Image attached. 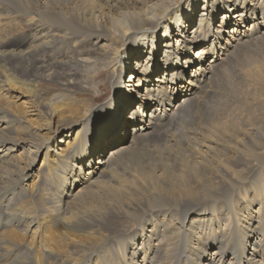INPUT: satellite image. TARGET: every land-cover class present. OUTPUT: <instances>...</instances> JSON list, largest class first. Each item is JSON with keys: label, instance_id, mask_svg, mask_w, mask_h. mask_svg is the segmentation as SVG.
Instances as JSON below:
<instances>
[{"label": "bare ground", "instance_id": "bare-ground-1", "mask_svg": "<svg viewBox=\"0 0 264 264\" xmlns=\"http://www.w3.org/2000/svg\"><path fill=\"white\" fill-rule=\"evenodd\" d=\"M261 44L264 0H0V264H264Z\"/></svg>", "mask_w": 264, "mask_h": 264}, {"label": "rangeland", "instance_id": "rangeland-1", "mask_svg": "<svg viewBox=\"0 0 264 264\" xmlns=\"http://www.w3.org/2000/svg\"><path fill=\"white\" fill-rule=\"evenodd\" d=\"M204 12H203V9L201 8L199 11H198V13L196 14V17H195V20H196V22H198V20L200 19V15L201 14H203ZM206 15H207V13H205ZM225 14V11H221V13L220 14H218V19H216L215 20V22H214V28L215 27H217V26H220V23H221V19H222V17H223V15ZM220 16V17H219ZM251 21V20H250ZM250 24V22L248 21V22H246L244 25L245 26H248ZM226 36V38H227V35H225ZM169 41V39H167L166 41H165V43L164 42H161V44H160V49H161V46L162 45H164L165 47H166V43ZM185 41V40H184ZM151 49V48H150ZM159 48H158V50H160ZM164 51H166V49L164 50V47H162V49L159 51V53H158V55H157V52L155 53V56L157 55V58H159V57H162V55H164ZM193 51H195V50H193ZM261 52H264V44H261V45H259V50L258 51H256V52H249L248 54H247V56H250V57H255L258 53H261ZM150 54H151V52H150ZM190 56L193 58L194 56H195V54L194 53H192V54H190ZM242 56H243V54L240 56V60H242L243 58H242ZM213 58V55H209L208 57H207V59H206V61H205V63L207 62V61H210L211 59ZM242 58V59H241ZM245 59H248L247 57L245 58ZM208 63V62H207ZM172 64L174 65V62L172 61ZM126 67V66H125ZM128 67V66H127ZM168 69H170V68H166V70H168ZM187 71H188V76H190L191 74H192V70L191 69H186ZM155 74V73H154ZM186 75H187V72H186ZM154 75H152V77H153ZM135 83V82H134ZM12 94H15L16 92L13 90L12 92H11ZM109 93V92H108ZM128 93V94H127ZM127 93H125V92H123V90L122 89H120V91L118 92V100L116 101V110H115V112L113 113V115H115V114H117V112H119V113H121L120 111H118L117 110V108H118V102L119 101H121V102H123L124 101V99H125V101L127 102V103H131V101H130V99L133 97L132 95V93L131 92H127ZM21 94H23V93H21ZM129 95V96H128ZM106 96H109V94H107V95H105L104 97H102V98H100L99 99V101L98 102H100V101H102V100H105V99H107L104 103H106L107 101L109 102V101H111L109 98H107ZM106 97V98H105ZM105 98V99H104ZM181 98H179V100H180ZM206 104H208V99H206ZM25 107H27L28 108V105L26 104L25 105ZM135 110V111H134ZM137 111V105H133L132 107H131V109L128 111V114H126L124 117H123V115H122V113H121V115H120V122H121V127H122V129L120 128V126L118 127V129L120 128L121 130H120V132L119 133H123L124 132V127H126L127 128V131H126V134L124 135L125 137V139L126 140H130V138H131V134H133V127L129 124V122H131V120H132V116H131V114L133 113V112H136ZM112 115V116H113ZM112 116H111V118H110V120L112 119ZM99 116L97 115V117L96 118H94V117H92V122H91V125H90V139H91V141L93 142V139H96V140H101L102 142H103V138L102 137H99L100 135H102V133L105 131V129H106V127L108 126V124H109V120L107 119V118H104L103 116H101V117H99ZM121 117H123V118H121ZM128 118V119H127ZM118 117L114 120V121H112V125H113V128L117 125V123H118ZM131 119V120H130ZM124 120V121H123ZM185 120V119H184ZM183 120V121H184ZM183 121H181V123L183 122ZM108 122V123H107ZM180 123V124H181ZM42 124H44V123H42ZM120 124V123H119ZM118 124V125H119ZM35 129H34V131L36 130V127H34ZM119 133L115 136V138L114 139H112V144L114 145V147H118V145L119 144H121L122 143V141H119V139L121 138L120 136H119ZM109 141H106V144L108 145L109 143H108ZM67 143V141H65L64 139H63V142H60V139H56V140H54L51 144H52V147H53V149H54V151L52 152V155H51V157H50V161L52 162L55 158H57L56 157V155L57 154H59L61 151H64L63 149H65V144ZM71 143V142H70ZM50 144V145H51ZM151 145H154V144H151ZM99 145H96L95 147H94V153H98L99 152V150H97V147H98ZM149 146V145H148ZM148 146H145V147H142V148H139V150L137 151V154H135V155H133V156H131V158H129V162H128V166H130L134 161H135V157L137 156V157H141L142 155H145L146 154V151H148L149 150V147ZM32 152H33V150H32ZM44 153V154H43ZM45 153H46V150L45 149H43L42 150V152L39 154V156H38V160H36L35 161V163H34V169L39 173V170L40 169H45L46 168V164H44L43 166L45 167H42V164H43V162L44 163H46L45 161H44V156H45ZM107 153H109V152H106L105 153V156L107 157L108 156V154ZM54 158V159H53ZM105 159V158H104ZM96 161H98V159L96 160ZM85 172H87V170H85ZM39 176V175H38ZM5 177H9V176H5ZM36 180V179H35ZM71 183H73L72 181L70 182V186H72V187H74L77 183H75V184H71ZM85 187H87V185H85V186H83V188H85ZM89 191V189H85V192H88ZM257 207V206H256ZM257 209H255V211H256Z\"/></svg>", "mask_w": 264, "mask_h": 264}, {"label": "snow or ice", "instance_id": "snow-or-ice-1", "mask_svg": "<svg viewBox=\"0 0 264 264\" xmlns=\"http://www.w3.org/2000/svg\"><path fill=\"white\" fill-rule=\"evenodd\" d=\"M218 7H219V5H218ZM227 9H225V11H226Z\"/></svg>", "mask_w": 264, "mask_h": 264}]
</instances>
